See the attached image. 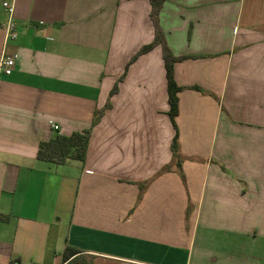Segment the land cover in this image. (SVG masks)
<instances>
[{"label": "crops", "instance_id": "crops-1", "mask_svg": "<svg viewBox=\"0 0 264 264\" xmlns=\"http://www.w3.org/2000/svg\"><path fill=\"white\" fill-rule=\"evenodd\" d=\"M150 14L148 0H0V264H63L68 247L92 264H264V0H164L166 44L190 58L173 67L184 180L161 46L127 70L85 161L38 159L91 129L153 42Z\"/></svg>", "mask_w": 264, "mask_h": 264}, {"label": "trees", "instance_id": "trees-1", "mask_svg": "<svg viewBox=\"0 0 264 264\" xmlns=\"http://www.w3.org/2000/svg\"><path fill=\"white\" fill-rule=\"evenodd\" d=\"M151 4V21L154 27L155 37L151 44L142 47L137 54L130 60L126 67L125 74L119 79L118 83L113 88L110 98L106 106L97 110L94 114L91 129L82 133H75L70 137L57 136L54 140L46 143H41L38 151V159L53 163L56 165L63 164L67 159L85 161L91 138L92 129L99 124L104 113L111 109L110 99L118 93V84L124 81L127 70L129 67L141 56L153 51L156 47L161 46L163 52V59L165 62V68L167 73V90H168V102L170 106L169 117L172 124L175 127L176 135L171 145L173 157L176 161V165L179 168L180 175L184 180V176L181 171V157L179 155V144H178V129L175 123V119L178 117V94L184 90V88L178 87L174 81V64L190 59L189 57H174L169 47L166 44L165 35L161 29L159 16L164 5V0H148ZM198 90L197 88H193ZM93 257L83 252H74L70 248H66L63 253V264H92Z\"/></svg>", "mask_w": 264, "mask_h": 264}, {"label": "built area", "instance_id": "built-area-1", "mask_svg": "<svg viewBox=\"0 0 264 264\" xmlns=\"http://www.w3.org/2000/svg\"><path fill=\"white\" fill-rule=\"evenodd\" d=\"M3 8L7 9L10 12L9 20L3 25V29L6 33V37L9 40H14L17 38V26L13 22L12 12L13 6L8 3L3 4ZM15 67V61L13 59H5L1 62V71L9 76L13 72ZM55 129H58L57 127Z\"/></svg>", "mask_w": 264, "mask_h": 264}]
</instances>
